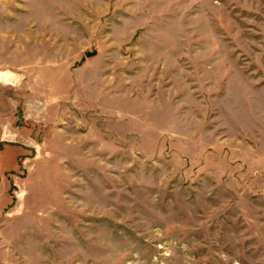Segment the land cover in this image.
<instances>
[{
  "label": "rangeland",
  "instance_id": "1",
  "mask_svg": "<svg viewBox=\"0 0 264 264\" xmlns=\"http://www.w3.org/2000/svg\"><path fill=\"white\" fill-rule=\"evenodd\" d=\"M0 264H264V0H4Z\"/></svg>",
  "mask_w": 264,
  "mask_h": 264
},
{
  "label": "water",
  "instance_id": "2",
  "mask_svg": "<svg viewBox=\"0 0 264 264\" xmlns=\"http://www.w3.org/2000/svg\"><path fill=\"white\" fill-rule=\"evenodd\" d=\"M85 54H86V57H88V58L96 55V50H95L94 46L92 45L90 51H86Z\"/></svg>",
  "mask_w": 264,
  "mask_h": 264
},
{
  "label": "crops",
  "instance_id": "3",
  "mask_svg": "<svg viewBox=\"0 0 264 264\" xmlns=\"http://www.w3.org/2000/svg\"><path fill=\"white\" fill-rule=\"evenodd\" d=\"M4 0H0V4L3 2Z\"/></svg>",
  "mask_w": 264,
  "mask_h": 264
}]
</instances>
